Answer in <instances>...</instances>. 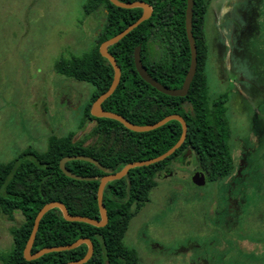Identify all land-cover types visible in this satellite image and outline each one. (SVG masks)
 I'll use <instances>...</instances> for the list:
<instances>
[{"label": "rangeland", "instance_id": "374dc122", "mask_svg": "<svg viewBox=\"0 0 264 264\" xmlns=\"http://www.w3.org/2000/svg\"><path fill=\"white\" fill-rule=\"evenodd\" d=\"M205 1L208 97H229L233 173H240L195 185L193 163L174 162L158 176L148 202L132 207L123 237L140 264H264V0ZM83 5L0 0V164L29 149L43 153L53 136L78 140L94 125L79 130L93 87L55 69L95 45L104 16L90 19ZM22 222L19 212L8 218L0 210V256Z\"/></svg>", "mask_w": 264, "mask_h": 264}, {"label": "trees", "instance_id": "16d2710c", "mask_svg": "<svg viewBox=\"0 0 264 264\" xmlns=\"http://www.w3.org/2000/svg\"><path fill=\"white\" fill-rule=\"evenodd\" d=\"M123 3L142 1L152 8L149 19L140 23L119 42L108 47L121 70L119 84L103 103L107 112L120 115L137 126L154 124L168 115L181 116L187 126L183 144L161 162L130 169L125 177L106 184L103 204L107 224L95 227L81 222L66 221L60 210L47 211L40 220L31 253L46 247L66 246L81 238L89 239L94 248L92 257L84 264H140L134 250L123 244V237L132 207L142 206L156 187V178L169 171L174 162L192 159L196 168L205 173L207 182L228 177L234 168L229 139L230 126L226 118V96L210 102L205 72L208 49L203 23L206 1L194 0L192 34L197 48L196 73L184 97L166 96L137 74L133 51L141 46L140 55L147 73L161 85L181 87L190 64V51L185 33V0H118ZM104 13V26L99 31L92 50L69 60H59L56 71L93 87L86 104L79 130L94 122L89 132L75 140V134L50 137L43 153L29 149L15 159L0 164V210L12 218L19 212L23 222L13 229L11 251L0 256L2 264H66L83 258L87 246L52 252L26 261L23 250L30 236L38 211L50 202H60L70 215L99 220L97 190L99 180L110 172H118L126 164L145 161L162 155L180 138L182 128L171 120L148 132L127 130L119 122L90 115L91 104L108 90L114 72L109 62L99 54L102 42L114 37L135 22L140 8L122 9L109 0H84L83 13ZM158 47L153 52V47ZM89 156L97 160L106 172L84 161H69L65 167L73 174L94 177V181H78L66 177L59 169V161L66 156Z\"/></svg>", "mask_w": 264, "mask_h": 264}, {"label": "water", "instance_id": "95a60500", "mask_svg": "<svg viewBox=\"0 0 264 264\" xmlns=\"http://www.w3.org/2000/svg\"><path fill=\"white\" fill-rule=\"evenodd\" d=\"M111 4H113L116 7L122 8V9H133V8H140L142 10L141 16L132 24L127 26L124 30H122L120 33L115 35L114 37L102 42L99 46V54L105 58L109 64L111 65L114 76L112 83L110 87L108 88L107 91L99 95L95 101L91 104L90 107V115L94 118H108L115 120L122 124L124 128H126L129 131L136 132V133H142V132H148L155 130L167 122L171 120H176L180 123L182 132L180 135V138L178 141L172 146L169 150H167L165 153H163L160 156H157L155 158L145 160V161H138V162H131L126 164L122 169H120L118 172H110L109 174L103 176L99 180V185H98V190H97V205H98V210H99V215L100 219L99 220H94L91 218L87 217H82V216H73L70 215L67 208L60 202H50L46 205H44L37 213L33 227L30 233V236L26 242V245L23 250V257L26 261H31L35 260L45 254L52 253V252H62V251H69L72 250L82 244H85L87 246V252L85 256L79 260L76 261H71L66 264H84L86 263L93 255L94 248L93 244L89 239L86 238H81L76 240L74 243L66 245V246H57V247H46L38 250L35 253H31V248L39 227L40 220L44 216V214L53 209L57 208L60 210L63 218L66 221L69 222H81V223H86L90 224L95 227H104L107 224L108 218H107V211L105 209V206L103 204V191L109 182L120 180L123 177H125L130 169L137 168V167H143V166H149L158 162L163 161L164 159L168 158L171 156L177 149L180 148V146L183 144L186 134H187V126L184 121V119L177 115H168L161 119L160 121L151 124V125H146V126H137L129 123L126 121L123 117H121L118 114L112 113V112H107L103 110L102 108V103L112 95V93L115 91L117 88L120 77H121V70L120 67L117 65L115 58L108 52V47L116 44L119 42L123 37H125L129 32H131L134 28H136L140 23L143 21L147 20L150 18L152 14V8L149 4L142 2V1H136V2H127L123 3L118 0H109ZM193 6H194V0H186V8H185V14H184V25H185V33H186V38L188 41L189 45V51H190V64L188 71L185 75V78L183 80V83L180 88L178 89H170L167 88L160 83H158L155 79H153L146 71L145 67L142 64L141 61V55H140V50L141 46L138 45L136 48H134L133 51V62H134V67L139 75V77L144 80L147 84H149L152 88H154L156 91L170 97H184L188 93L190 84L193 80V77L196 73V67H197V48L195 45V40L192 34V18H193ZM84 161L88 162L90 164H93L96 168H98L102 172H106V169L95 159L89 157V156H84V155H78V156H66L60 159L59 161V169L61 172L68 178L78 180V181H94L96 178L94 177H85V176H79L76 174L71 173L66 167L65 164L69 161ZM191 180L193 184L195 185H202L205 183V177L204 175L196 171L193 173L191 176ZM107 264V262L105 263Z\"/></svg>", "mask_w": 264, "mask_h": 264}, {"label": "flooded vegetation", "instance_id": "af4514ba", "mask_svg": "<svg viewBox=\"0 0 264 264\" xmlns=\"http://www.w3.org/2000/svg\"><path fill=\"white\" fill-rule=\"evenodd\" d=\"M185 4H186V0H185ZM185 8H186V6H185ZM98 13H102L103 16H105L104 13H103L102 11H100V10L92 11L91 13L88 14V16H90V19H92V17L97 16ZM184 14H185V10H184ZM151 15H152V14H151ZM94 22H95V21H94ZM103 26H104V20H103V22H101V23L98 24V30L100 31V30L103 28ZM233 94H234V91H233ZM235 94H237V93H235ZM237 95H238V94H237ZM228 98H229V97L226 96V101H228ZM247 105H248V103H247ZM247 105H246V107H247ZM256 113H258V111L255 110V108L252 109V117H254V115H255ZM257 115L260 116L259 114H257ZM252 117H251V118H252ZM251 118H250V119H251ZM230 130H231V129H230ZM230 137H231V135H230ZM229 140H230V139H229ZM230 148H231V147H230ZM231 155H232V154H231ZM232 158H233V156H232ZM188 159H189V158H188ZM187 162H189V163H188V165H189V164L192 162V159L190 158V160L187 161ZM192 163H193V162H192ZM233 163H234V161H233ZM193 165H194V163H193ZM240 165L242 166V164H240ZM241 168H242V167H241ZM193 169H194V170H193V172H192V175H193L194 172L199 171V170L196 168L195 165H194V168H193ZM233 170H234V168H233ZM165 172H167V171H164V172L161 173L164 177H165V174H164ZM199 172H201V171H199ZM233 172H234V171H232L230 175H232V176H237V175H239V173H240V171L236 172V174H234ZM201 173H202L203 175L205 174V173H203V172H201ZM161 174H160V175H161ZM160 175H159V176H160ZM192 175H191V176H192ZM230 175H229V176H230ZM232 176H231V177H232ZM204 177H205V175H204ZM205 182H207V181H206V177H205ZM203 184H205V183H203ZM203 184H202V185H203Z\"/></svg>", "mask_w": 264, "mask_h": 264}]
</instances>
